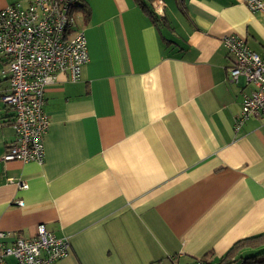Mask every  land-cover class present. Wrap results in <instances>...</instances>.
I'll use <instances>...</instances> for the list:
<instances>
[{
    "label": "crops",
    "instance_id": "obj_1",
    "mask_svg": "<svg viewBox=\"0 0 264 264\" xmlns=\"http://www.w3.org/2000/svg\"><path fill=\"white\" fill-rule=\"evenodd\" d=\"M159 1L77 8L90 60L80 81L58 73L46 87L42 166L2 159L16 136L0 57V244L44 225L70 242L57 264H193L264 233V118L236 133L255 87L230 81L223 43L238 35L264 57V14L243 0Z\"/></svg>",
    "mask_w": 264,
    "mask_h": 264
},
{
    "label": "built area",
    "instance_id": "obj_2",
    "mask_svg": "<svg viewBox=\"0 0 264 264\" xmlns=\"http://www.w3.org/2000/svg\"><path fill=\"white\" fill-rule=\"evenodd\" d=\"M84 0H31L28 5L10 4L0 11V57L7 69L2 71L10 88L2 97L5 107L13 109L15 141L6 146L3 161L44 165L45 137L50 118L44 110L47 85L58 73H66L72 82L80 81L90 57L83 30L76 29L75 11ZM159 1V0H158ZM159 9L163 8L159 1ZM253 13L264 14V0H243ZM234 65L230 81L244 77L255 90L244 97L235 120L239 133L252 117L264 118V57L253 52L238 35L223 39ZM20 190L28 185L18 182ZM19 202L18 205H22ZM4 233H0L3 238ZM70 242L59 238L44 225L34 238H19L12 245L0 244V264L14 258L15 264H57L68 256ZM196 260L193 264H209Z\"/></svg>",
    "mask_w": 264,
    "mask_h": 264
},
{
    "label": "trees",
    "instance_id": "obj_3",
    "mask_svg": "<svg viewBox=\"0 0 264 264\" xmlns=\"http://www.w3.org/2000/svg\"><path fill=\"white\" fill-rule=\"evenodd\" d=\"M149 15L155 22L164 18L156 11H151ZM203 260L207 262L209 259ZM209 264H264V233L238 241L218 262Z\"/></svg>",
    "mask_w": 264,
    "mask_h": 264
},
{
    "label": "rangeland",
    "instance_id": "obj_4",
    "mask_svg": "<svg viewBox=\"0 0 264 264\" xmlns=\"http://www.w3.org/2000/svg\"><path fill=\"white\" fill-rule=\"evenodd\" d=\"M75 18H76V21H77V17L75 16ZM78 23H79V21H78Z\"/></svg>",
    "mask_w": 264,
    "mask_h": 264
}]
</instances>
